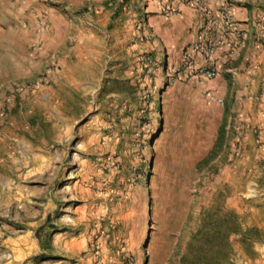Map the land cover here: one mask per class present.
<instances>
[{
	"label": "rangeland",
	"instance_id": "obj_1",
	"mask_svg": "<svg viewBox=\"0 0 264 264\" xmlns=\"http://www.w3.org/2000/svg\"><path fill=\"white\" fill-rule=\"evenodd\" d=\"M22 1L0 0L8 5L0 8V28L19 32L9 19ZM148 1L107 0L130 27V51L88 57V72L75 74L81 82H52V65H36V58L33 66H6L12 78L0 88V264L211 263L190 253L200 249L193 235L210 218L220 232L213 244L231 264H264V60L261 77L253 70L252 100L223 97L213 139L187 146L180 87L163 66L164 49L159 55L146 45L155 38ZM207 1L219 7L233 0ZM256 1L264 21V0ZM236 223L258 240L233 232Z\"/></svg>",
	"mask_w": 264,
	"mask_h": 264
},
{
	"label": "crops",
	"instance_id": "obj_2",
	"mask_svg": "<svg viewBox=\"0 0 264 264\" xmlns=\"http://www.w3.org/2000/svg\"><path fill=\"white\" fill-rule=\"evenodd\" d=\"M54 1L57 0H52L51 3ZM106 2L107 0H66L65 5L55 6L43 0H25L15 10L12 6L9 20L20 28L19 32L8 24L0 28V88L12 78L6 66L12 69L20 61H28L33 66L32 59L36 58V65H52V82L61 76L71 84L82 81L75 77L80 70L88 72V57L96 59L104 53L114 56L122 54L125 57L130 51L126 44L132 36L130 27L122 25L113 16L110 8L105 6ZM231 2L232 12L238 20L261 18L258 8L261 4L256 0ZM177 5L180 11L171 16L160 13L156 0H149L144 7L148 11V30L155 37L146 45L159 55L164 49L163 66L179 62L184 47L193 40L195 15L187 4L178 2ZM4 6L0 8L4 9ZM80 8L83 11L76 13ZM27 9L28 12L25 13L24 10ZM34 12L43 15L44 19L38 21ZM33 45L36 47L31 48ZM262 47L256 48L249 44L237 60L222 65L218 76L211 81L170 78L174 85L180 87L184 97L185 106L180 112V121L187 131V146H206L220 124V109L218 105L208 101L206 94L225 97L227 101L230 98L239 99L240 95L245 94L246 100H252V92L256 90L253 84L255 75H252L254 68L258 69L260 77L262 75V68H259L263 67L260 66L264 60Z\"/></svg>",
	"mask_w": 264,
	"mask_h": 264
},
{
	"label": "built area",
	"instance_id": "obj_3",
	"mask_svg": "<svg viewBox=\"0 0 264 264\" xmlns=\"http://www.w3.org/2000/svg\"><path fill=\"white\" fill-rule=\"evenodd\" d=\"M159 11L171 16L180 11L178 2L187 4L195 15L193 40L184 47L179 62L166 66L168 77L208 82L215 79L222 65L238 59L249 44L262 46L264 21L262 18L238 20L231 6H212L207 0H156ZM144 20L138 22L140 31ZM141 63L152 62L147 56L140 57ZM208 100L223 106V97L206 94Z\"/></svg>",
	"mask_w": 264,
	"mask_h": 264
},
{
	"label": "trees",
	"instance_id": "obj_4",
	"mask_svg": "<svg viewBox=\"0 0 264 264\" xmlns=\"http://www.w3.org/2000/svg\"><path fill=\"white\" fill-rule=\"evenodd\" d=\"M209 219V218H208ZM211 223L209 226H203L200 228L195 235H193L194 241L200 243V249H195L190 251L193 258L203 257L205 260L213 259L211 263H200V264H231L228 260L229 258L222 256L224 250L222 247H219L213 244L219 238L220 232L216 229L214 225V219L210 218ZM235 233L241 232L243 234L244 240L247 242L257 241V237L252 234L250 229L241 231L239 223H236L234 231ZM204 245V247H203ZM187 255H184L186 257ZM198 260V259H197Z\"/></svg>",
	"mask_w": 264,
	"mask_h": 264
}]
</instances>
